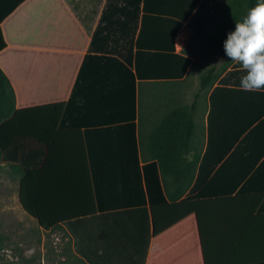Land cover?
Here are the masks:
<instances>
[{
    "label": "crops",
    "instance_id": "crops-1",
    "mask_svg": "<svg viewBox=\"0 0 264 264\" xmlns=\"http://www.w3.org/2000/svg\"><path fill=\"white\" fill-rule=\"evenodd\" d=\"M0 6H15L0 23V55L18 107L66 102L59 128L84 135L98 210L51 229L66 231L73 244L79 238L76 256L86 264H264V91L239 89V65L213 53L188 21L175 50L152 46L154 28L139 47L144 2L137 0ZM206 7L201 0L200 19L214 29L222 2ZM209 69L213 76L202 82ZM178 105H194L188 158H200L191 188L173 201L175 186L167 191L157 180L148 146ZM255 195L256 208L221 201Z\"/></svg>",
    "mask_w": 264,
    "mask_h": 264
},
{
    "label": "trees",
    "instance_id": "trees-1",
    "mask_svg": "<svg viewBox=\"0 0 264 264\" xmlns=\"http://www.w3.org/2000/svg\"><path fill=\"white\" fill-rule=\"evenodd\" d=\"M137 1L139 5L144 2L139 47L147 45L143 43V38L147 30L154 28L157 35L152 46L158 50H175L174 38L182 23L188 21L212 52L223 57L222 42L226 33L256 3V0H221L222 17L216 28L210 29L200 19L198 6L201 0ZM14 8L0 6V23ZM140 9L138 7L137 17ZM123 13H126L125 8ZM5 46L0 26V50ZM181 58L187 65L190 63L189 58ZM213 74L214 71L209 69L202 75V82ZM65 107L66 102H57L19 108L12 81L0 64V168L9 167L19 177V203L25 213L36 219L45 230L57 228L65 221L93 215L98 210L83 132L80 129L59 128ZM195 128L194 105H178L165 115L151 135L148 152L156 161L153 166L157 180L160 182L161 175L167 191L170 185L175 186L176 194L169 195L173 201L191 188L195 178L200 155L188 158L194 148ZM65 139H70L71 144L64 145ZM91 157L96 170L95 159L93 155ZM57 170L60 172L55 174ZM94 177L99 191V178L95 171ZM138 178L142 191L140 167ZM168 178L172 180L170 183ZM221 201H232L229 206L256 208L260 199L255 195ZM73 264L86 263L77 257Z\"/></svg>",
    "mask_w": 264,
    "mask_h": 264
},
{
    "label": "rangeland",
    "instance_id": "rangeland-1",
    "mask_svg": "<svg viewBox=\"0 0 264 264\" xmlns=\"http://www.w3.org/2000/svg\"><path fill=\"white\" fill-rule=\"evenodd\" d=\"M205 6L210 9V0H205ZM18 180L11 168H0V264L76 262L74 250L81 253L79 238L73 244L66 231L42 229L27 215L19 203Z\"/></svg>",
    "mask_w": 264,
    "mask_h": 264
},
{
    "label": "clouds",
    "instance_id": "clouds-1",
    "mask_svg": "<svg viewBox=\"0 0 264 264\" xmlns=\"http://www.w3.org/2000/svg\"><path fill=\"white\" fill-rule=\"evenodd\" d=\"M224 55L239 65L244 74L239 89L245 92L264 91V0L234 23L222 42Z\"/></svg>",
    "mask_w": 264,
    "mask_h": 264
}]
</instances>
